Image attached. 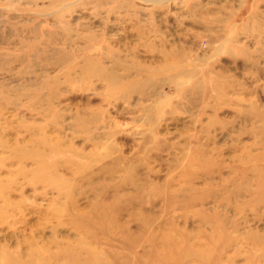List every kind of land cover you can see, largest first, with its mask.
Listing matches in <instances>:
<instances>
[{
  "label": "rangeland",
  "instance_id": "obj_1",
  "mask_svg": "<svg viewBox=\"0 0 264 264\" xmlns=\"http://www.w3.org/2000/svg\"><path fill=\"white\" fill-rule=\"evenodd\" d=\"M0 264H264V0H0Z\"/></svg>",
  "mask_w": 264,
  "mask_h": 264
},
{
  "label": "bare ground",
  "instance_id": "obj_2",
  "mask_svg": "<svg viewBox=\"0 0 264 264\" xmlns=\"http://www.w3.org/2000/svg\"><path fill=\"white\" fill-rule=\"evenodd\" d=\"M2 261V260H1Z\"/></svg>",
  "mask_w": 264,
  "mask_h": 264
}]
</instances>
